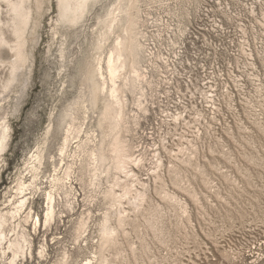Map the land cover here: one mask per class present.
Returning a JSON list of instances; mask_svg holds the SVG:
<instances>
[{"label":"rangeland","instance_id":"1","mask_svg":"<svg viewBox=\"0 0 264 264\" xmlns=\"http://www.w3.org/2000/svg\"><path fill=\"white\" fill-rule=\"evenodd\" d=\"M126 2L90 0L71 23L60 18L57 0H29L26 60L5 89L12 53L1 47L0 124L9 125L10 136L0 153V212L13 210L22 182L31 184L23 194L40 219L36 228L24 225L31 255L14 264H99L102 257L104 264H264V18L253 38L246 31L245 0L218 2L231 14L227 30L199 39V48L186 37L180 55L174 43L168 62L182 60V70L168 65L167 71L145 73L141 45L140 77L125 67L127 86L120 92L121 135L133 162L124 171L101 173L77 148L99 135L100 103L86 102L85 87L91 69L99 61L104 67V56L122 34L123 19L98 48L101 20ZM218 3L208 5L216 10ZM199 5L200 0H137L131 12L140 21V43L142 29L158 27L161 18L181 32L201 25ZM0 7L5 11L4 3ZM210 14L209 7L197 13L203 19ZM68 113L74 118L67 123ZM76 128L60 157L62 137ZM38 152L45 158L39 167ZM54 158H62L56 172ZM67 165L72 172L66 181ZM54 174L62 178L56 181ZM48 192L54 195V217L44 224ZM106 215L116 242L101 249ZM11 256L0 246V264H9Z\"/></svg>","mask_w":264,"mask_h":264},{"label":"bare ground","instance_id":"2","mask_svg":"<svg viewBox=\"0 0 264 264\" xmlns=\"http://www.w3.org/2000/svg\"><path fill=\"white\" fill-rule=\"evenodd\" d=\"M88 1L90 0H57L60 18L64 22H77L83 16ZM136 1L137 0H127L125 4L122 3L123 5L120 4L118 6V9H116L118 12L113 13L114 10L107 11L105 17L103 16L101 20L104 30L101 33L99 44L97 45L98 48L102 47L101 42L111 33L113 27L116 26L121 19L124 20V24L122 27V34L114 40L108 49L106 57L104 56V72L100 63L101 61H99L97 65L91 69L85 87L86 93L84 97L86 102H89V104L94 107L100 103L99 115L96 121L99 135L96 139L93 137L97 134L93 135V137L91 134L90 138L88 137L87 140L85 139V141L79 142L77 148L79 150H84L95 172L97 170L101 173L108 172L111 169L124 171L127 163L130 161L133 162L128 154V144L121 135V124L124 113L120 92L127 86L126 76L123 75L125 67L130 68L136 80L140 77L139 69L142 57V44L139 41L140 21L138 15L131 12V8L135 6ZM1 3L5 4L6 9L3 11L0 7V50L2 46H5L12 53V60L10 59L9 61V77H7L8 79L3 84V89H5L8 87L10 81L12 82V80L16 79L15 74H18L16 71L26 60L27 55L24 49L25 32L29 25L31 8L29 6V0H0V4ZM2 11L6 14L4 20L1 18ZM5 31L12 36V40L7 37ZM120 78L123 80L121 83L118 82ZM68 114H66L64 118V121L66 120L67 123L68 120L74 118L70 116L71 114ZM8 126L5 121H2V124H0V153L8 144V138L10 136ZM79 131L78 128L72 129V131L67 130L65 136L62 137L63 141L58 149L60 157L66 152L67 146L70 143H68L70 134L73 132L78 133ZM87 144L89 147H87ZM35 158L37 160V166L39 167L42 164L44 156L38 152ZM61 159L62 158L56 160L54 158L50 161L54 172L58 171L57 164ZM71 169L70 166H65L62 174L64 176L63 179L66 180L70 178ZM53 177L56 181L62 178L58 177L57 174H54ZM30 185L24 187L22 182L18 183L17 189L20 190L19 193L22 195L19 197V200H17L13 210L4 213L0 212V246L3 254L7 251L12 254L9 259V264H14L19 256L31 255V242L28 239V232L24 225L30 222L33 224L34 228H36L40 223L38 214L28 205L30 197L23 194L24 190L28 189ZM127 192L128 190L125 189L124 193L127 194ZM136 195L137 198H142L143 196L141 193ZM115 200H118L117 196H115ZM45 210L44 224L52 221L54 217V195L51 192H48L46 195ZM107 218L106 215L101 226V249L106 248L108 245L115 244L116 242L113 236L116 233L115 227L108 224ZM117 219L119 222L118 224H121L123 221L121 217ZM7 230L13 232L12 235L14 236L12 238L11 235L7 233ZM4 244H6L5 247H3ZM105 260L106 259L102 257L99 260V264H104Z\"/></svg>","mask_w":264,"mask_h":264},{"label":"built area","instance_id":"3","mask_svg":"<svg viewBox=\"0 0 264 264\" xmlns=\"http://www.w3.org/2000/svg\"><path fill=\"white\" fill-rule=\"evenodd\" d=\"M214 0H200V5L197 9V13L201 12L202 9L209 7L210 13L214 15L212 18L209 19H203L202 16H198L196 13V17L201 18L199 21L200 24L193 25L192 28L190 26H184L183 31L181 32V29L179 31V27L177 28V23L175 28H171L170 24L165 20H160L159 26L155 27L152 25H148L147 27L142 29L141 37V44L143 46V60L145 62V69L144 72L146 73L149 69H154L157 72H160L159 68L162 67L164 69H168V65H176L180 67L179 69L182 70L184 68V65H182V60L179 61V59H174L171 61H179V62H168V52L170 51L171 46L175 43L176 46V53L178 55L184 54L185 50V41L184 39L187 37L188 41L194 48L197 47L198 42H200L199 39H202V42H206L207 38H210L211 36H214L215 34H221L224 31L227 30L226 23L229 22V16L230 11L229 8L223 9V4L226 5H232L240 2V0H216V2H221L223 4L218 3V8L215 10L212 8V5L209 6V2H212ZM245 11L247 13L246 21H249V24L246 25V31H249L248 33H251L253 38H257L259 34V30L256 31L257 24L261 27L259 24V20L263 21L264 18V0H245ZM199 10V11H198ZM203 13V12H202ZM228 13V14H227ZM210 14V15H211ZM204 15V14H203ZM211 19V20H210ZM202 20H207L208 22L202 23ZM194 21L196 19L194 18ZM168 28L166 29L167 32L163 33L160 31V28ZM264 34V32H261ZM176 36V38H175ZM195 45H194V44ZM165 47V48H164ZM264 49V48H263ZM152 67V68H150ZM173 69H178L175 67H172ZM165 71V73H166ZM164 73V71H163ZM161 75V74H160ZM147 77V76H146ZM164 80L167 79V77H162ZM162 79V80H163ZM149 82V80H148ZM166 82V81H165ZM170 86H174L172 81L166 82ZM170 89V88H169ZM168 89V90H169ZM167 90V88H166Z\"/></svg>","mask_w":264,"mask_h":264}]
</instances>
